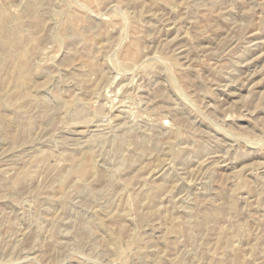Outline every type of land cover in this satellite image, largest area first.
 <instances>
[{"label": "rangeland", "instance_id": "374dc122", "mask_svg": "<svg viewBox=\"0 0 264 264\" xmlns=\"http://www.w3.org/2000/svg\"><path fill=\"white\" fill-rule=\"evenodd\" d=\"M0 264H264V0H0Z\"/></svg>", "mask_w": 264, "mask_h": 264}]
</instances>
